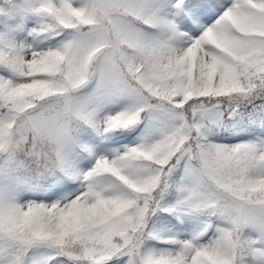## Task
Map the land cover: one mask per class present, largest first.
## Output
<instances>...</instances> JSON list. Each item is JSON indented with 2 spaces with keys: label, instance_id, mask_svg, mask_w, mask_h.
Here are the masks:
<instances>
[{
  "label": "snow or ice",
  "instance_id": "6c2138e0",
  "mask_svg": "<svg viewBox=\"0 0 264 264\" xmlns=\"http://www.w3.org/2000/svg\"><path fill=\"white\" fill-rule=\"evenodd\" d=\"M0 264H264V0H0Z\"/></svg>",
  "mask_w": 264,
  "mask_h": 264
}]
</instances>
